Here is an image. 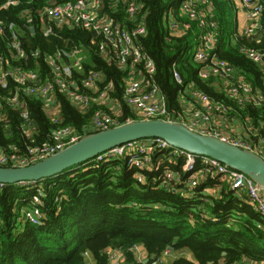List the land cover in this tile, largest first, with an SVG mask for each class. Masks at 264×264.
Masks as SVG:
<instances>
[{"label": "trees", "instance_id": "1", "mask_svg": "<svg viewBox=\"0 0 264 264\" xmlns=\"http://www.w3.org/2000/svg\"><path fill=\"white\" fill-rule=\"evenodd\" d=\"M11 1L16 5L5 7ZM73 1L76 0H0V23L6 28L14 25L28 58L12 59L9 48L12 31L8 28L4 34L0 33V54L6 55L14 66L37 73L40 81L45 82L53 75L50 57L78 51L81 69H74L73 76L79 88L97 99L96 93L112 85L108 96L120 106V124L140 120L126 104L124 93L126 83L138 70L143 71L142 66L129 63L125 70L120 69L116 61H107L101 55V39L94 33L75 25L58 26L42 16L52 2ZM135 1L137 13L134 17L127 13V3L122 0H104L101 15L126 30L140 24L145 26L146 32L137 37L136 44L155 63L154 80L165 98L172 120L183 115L193 85L226 107L225 118L236 117L243 122L248 135L245 140L259 144L264 139V63L253 62L241 49L264 52V13L260 29L255 35L248 36L238 33L236 0H207L199 8L200 12L207 13L211 5L208 19L219 27V41L212 54L234 67L236 73L250 84L253 93L262 99L259 104L240 105L228 97L225 80L200 77L201 65L194 60L200 33L199 19L192 21L182 14L181 6L185 0ZM258 1L264 5V0ZM167 16L182 24L189 23L191 30L183 37L171 36ZM31 27L35 28L34 32ZM48 28L52 29L50 35L46 34ZM35 52L39 55L32 56ZM174 70L182 78V84L176 81ZM94 72L100 76L88 89L84 82ZM18 88L19 85L10 80L9 88L0 85V95H9ZM54 96L60 119L58 124L54 123L40 97L23 95L34 126V142L23 130L19 111L7 108L10 124L5 126L0 122V147L24 154L29 144L49 141L59 126H71L85 137L97 132L89 129L96 111L102 109L110 114V107L95 100L83 111L58 88ZM171 151L155 153L160 168L146 171L145 183L137 181V170L129 168L123 159L101 163L89 161L38 181L44 190L41 197L43 217L38 226L20 220L22 209L31 207L37 194L36 186L0 187V264H109V249L124 252L122 264H144L138 262L131 251L136 245L145 248L148 264L152 257L162 256L169 248L180 256L167 259L165 264L264 262V218L245 196H239L231 189L228 180H222L220 175L209 176L191 193H187L185 184H179L177 192L161 186L159 179L167 167L179 173L182 182L189 177L182 171L184 157H175L171 162L166 159ZM200 161L198 158V169L201 168ZM217 188H220L219 195L207 194ZM188 254L192 259L186 256Z\"/></svg>", "mask_w": 264, "mask_h": 264}, {"label": "built area", "instance_id": "2", "mask_svg": "<svg viewBox=\"0 0 264 264\" xmlns=\"http://www.w3.org/2000/svg\"><path fill=\"white\" fill-rule=\"evenodd\" d=\"M127 3V13L134 17L137 13V4L135 0H122ZM241 7L247 11V27L244 35H255L261 27L264 5L258 0H241ZM207 3V0H185L181 6L183 15H187L192 21L199 19L200 33L197 36V45L194 49V60L201 65L200 77L209 79L218 77L227 82V95L231 100L240 105L247 103L259 104L262 100L253 93L250 84L245 82L228 62L220 60L213 50L219 41V27L215 21H209L211 5L208 12H200V6ZM16 5L11 1L5 4V7ZM104 0H76L63 4L52 2L42 16L54 21L58 26L64 24L70 26L82 27L95 34L101 39L99 51L107 61H116L120 69L125 70L129 63L141 65L143 71L138 70L133 78L128 80L125 87V102L133 110L140 120L161 119L169 122L180 123L191 131L202 135H212L218 137L241 149L252 151L264 159V139L259 144H252L242 138H231L222 133L214 124V118L221 116L225 118L226 107L221 103L214 102L207 94L196 89L193 85L189 89L188 95L191 99L184 105V112L178 119L172 120V115L167 107L164 96L160 87L154 80L156 66L148 54L136 44L137 37L144 35L146 32L144 25H139L132 30H126L119 24H115L101 15ZM170 34L173 37H183L191 30L192 25L189 23L182 24L176 18L168 17L166 19ZM12 31L10 46L12 59H27L23 44L11 24L7 27ZM7 28L0 23V33L4 34ZM52 29H46V34L50 35ZM241 51L246 54L255 63H264V52L255 49L242 48ZM79 52H64L49 58L50 66L53 70L52 78L41 82L37 73L28 72L22 66H14L10 59L0 54V85L3 88L10 87V80L14 81L19 88L9 95H0V122L5 126L10 124V119L6 115L7 108H15L19 111L23 120V130L31 142H34V126L30 119L25 96H37L44 101L45 108L48 110L55 105V90L58 88L72 102L79 106L81 110H87L92 101L105 104L111 102L108 112L100 109L93 115L90 128L94 131L107 130L113 127L121 126L118 118L121 113L117 101L109 95L112 85H108L104 90L96 93L97 99H93L90 93L80 89L73 76L74 69H81V58ZM35 52L32 56H38ZM100 76L99 73H92L85 80L84 86L88 89L93 87L94 81ZM174 77L179 84H182V78L174 70ZM54 123L58 124L60 119L53 118ZM135 120H128L130 123ZM126 124V123H125ZM82 133L71 126H59L51 134V138L44 144L32 145L26 147V152L13 150L10 148L0 147V166L1 167H26L37 162L43 161L60 151H63L70 145L81 140ZM171 151L170 156L166 157L171 162L175 157H184L185 163L182 166L183 173L188 174V179L182 182L181 175L170 168H165L160 176L161 186L167 190L177 192L179 184H185L187 193H191L207 177H216L220 175L222 180H228L231 189L239 196H245L248 202L264 218V189L254 179L244 173L233 170L223 163L208 157H199L180 149L172 148L162 138H151L139 141H133L105 153L100 154L95 163L106 162L109 160L123 159L129 168L137 170L135 178L139 183H145L146 171L159 170L160 162L156 163V152ZM198 158H201V168H197ZM158 158L157 161H160ZM20 185L36 186L37 194L33 197L31 207L24 208L21 211L20 220L33 225H41L43 213L41 211V197L44 190L38 182H23ZM4 184H0L3 187ZM211 191V190H210ZM215 191V189H214ZM207 201V200H205ZM142 245H136L131 249L138 262L148 264L149 256L140 261V248ZM145 249V248H144ZM173 250L170 248L160 257H152L150 264H165L166 259L172 256ZM109 264H122L124 261V252L120 249H109ZM89 258V255L85 253ZM165 261V263H164ZM91 262V261H89ZM239 264H246L241 262Z\"/></svg>", "mask_w": 264, "mask_h": 264}, {"label": "water", "instance_id": "3", "mask_svg": "<svg viewBox=\"0 0 264 264\" xmlns=\"http://www.w3.org/2000/svg\"><path fill=\"white\" fill-rule=\"evenodd\" d=\"M31 31L34 32L35 28L31 27ZM151 138H162L172 148L215 159L246 174L264 189V159L259 155L218 137L191 131L180 123L161 119L135 120L119 127L91 133L63 151L26 167L0 166V184L15 185L48 179L72 167L88 163L100 154L123 144Z\"/></svg>", "mask_w": 264, "mask_h": 264}, {"label": "crops", "instance_id": "4", "mask_svg": "<svg viewBox=\"0 0 264 264\" xmlns=\"http://www.w3.org/2000/svg\"><path fill=\"white\" fill-rule=\"evenodd\" d=\"M237 5H238V9H237V21H238V33L239 34H244L245 29L247 27L248 21H247V11L245 8L241 7V3L236 0ZM106 105L108 107H112L111 102L106 103ZM49 113L52 115V117L54 118V116H58V109L55 105H53L51 108L48 109ZM214 124L215 126L220 129L222 131V133L228 137L231 138H242L245 139V137L247 138V132L245 129V126L243 124V122L241 120H239V118L236 117H232L230 119H224L221 116H216L214 118ZM207 194H211L214 196H217L215 191H208ZM140 252L141 255L144 256V258L147 256L146 250L144 249V247L140 248ZM180 254L177 255V253H172L171 257H168V260L171 259H175L176 257H179ZM188 258L192 259L191 255H186ZM167 261V259H166ZM246 264H264V262L261 263H254V262H248V261H244Z\"/></svg>", "mask_w": 264, "mask_h": 264}, {"label": "rangeland", "instance_id": "5", "mask_svg": "<svg viewBox=\"0 0 264 264\" xmlns=\"http://www.w3.org/2000/svg\"><path fill=\"white\" fill-rule=\"evenodd\" d=\"M84 166H85V165H84ZM215 193H216V195H219V193H220V188L215 189ZM137 256L140 257V261H143V260H144V256H140L139 254H137ZM164 263H165V261H164Z\"/></svg>", "mask_w": 264, "mask_h": 264}]
</instances>
